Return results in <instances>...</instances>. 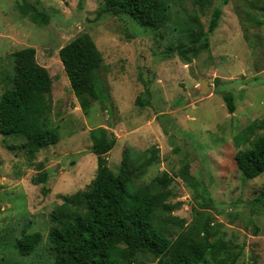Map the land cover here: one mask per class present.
<instances>
[{"label":"rangeland","instance_id":"rangeland-1","mask_svg":"<svg viewBox=\"0 0 264 264\" xmlns=\"http://www.w3.org/2000/svg\"><path fill=\"white\" fill-rule=\"evenodd\" d=\"M219 1L163 0L169 19L154 31L126 15L103 13L101 0H0V96L10 88L12 53L35 49L37 64L51 78L49 117L59 137L55 146L29 157L9 149L23 144L22 136L0 134V264H53L51 214L95 177L90 132L98 128L116 137L106 156L113 173L148 160L133 179L135 187L151 184L158 192L157 178L172 179L156 221L171 241L187 230L197 210L216 233L211 241L225 246L201 264H264V210L255 202L264 173L244 181L234 161L249 146L241 141L249 127L251 140L264 136V0H230L208 50L186 56L178 50L189 43L185 27L207 32ZM26 3L44 12L48 23L38 26L22 16L18 4ZM81 34L101 52L98 77L109 97L91 101L87 113L59 58L61 48ZM203 82L210 87L206 94L200 93ZM223 93L234 96V113L227 111ZM183 163L197 189L178 177ZM43 172L49 173L47 182L34 185L32 178ZM31 234H39L40 242L21 254L16 239ZM157 261L150 253L137 254L133 264Z\"/></svg>","mask_w":264,"mask_h":264},{"label":"trees","instance_id":"trees-1","mask_svg":"<svg viewBox=\"0 0 264 264\" xmlns=\"http://www.w3.org/2000/svg\"><path fill=\"white\" fill-rule=\"evenodd\" d=\"M101 1L103 13L126 15L144 29L158 31L169 19L163 0ZM229 1L220 0L214 7L207 32L189 26L183 29L189 36V43L179 47L181 54L186 56L208 50L209 36L219 25L222 6ZM18 9L22 16L38 26L48 23L47 15L35 4H18ZM59 58L82 112H88L91 101H107L109 97L98 77L103 58L88 34H81L67 43L59 51ZM11 59L10 88L0 96V134L22 136L24 143L9 146V149H20L33 157L59 141L49 117L51 105L48 95L52 82L46 69L37 64L35 49L16 51ZM222 99L227 111L234 113V96L223 93ZM136 103L145 105L141 97L137 98ZM250 132L249 127L241 139L249 146L234 156L244 181L264 173V136L251 140ZM90 139V152L97 161L95 177L85 190L65 196L62 204L51 214L52 227L48 236L54 253L53 264H133L137 254L146 253L152 254L158 261L137 264H201L207 256L216 258L224 249L223 244L211 241L216 233L210 231L209 220L197 210H194V219L187 230L171 241L156 223L158 211L166 209L168 195L164 190L172 181L169 175L163 174L156 179L161 186L158 192L152 190L151 184L135 187L133 179L143 174L148 160L126 163L115 174L109 169L106 157L116 144L113 131L101 128L92 130ZM178 177L197 189L198 184L190 175L187 163L181 165ZM48 178L49 173L43 172L32 178V183L44 184ZM42 193L46 194V189H42ZM255 202L264 210V185ZM16 241L21 254H28L38 246L40 235H22Z\"/></svg>","mask_w":264,"mask_h":264},{"label":"water","instance_id":"water-1","mask_svg":"<svg viewBox=\"0 0 264 264\" xmlns=\"http://www.w3.org/2000/svg\"><path fill=\"white\" fill-rule=\"evenodd\" d=\"M205 85H206L205 82H203L202 85H201V89H200V93H201V94H206L207 91H208V89H210L209 86H208V87H205Z\"/></svg>","mask_w":264,"mask_h":264}]
</instances>
